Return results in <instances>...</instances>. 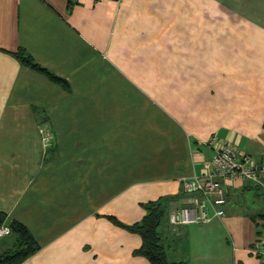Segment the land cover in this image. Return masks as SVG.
Masks as SVG:
<instances>
[{"label": "crops", "instance_id": "crops-1", "mask_svg": "<svg viewBox=\"0 0 264 264\" xmlns=\"http://www.w3.org/2000/svg\"><path fill=\"white\" fill-rule=\"evenodd\" d=\"M263 123L264 0H0V214L40 246L20 264H150L105 216L135 223L159 197L169 259L261 264L264 174L227 185L223 217L169 214L199 195L182 181L210 137L263 162Z\"/></svg>", "mask_w": 264, "mask_h": 264}, {"label": "built area", "instance_id": "built-area-1", "mask_svg": "<svg viewBox=\"0 0 264 264\" xmlns=\"http://www.w3.org/2000/svg\"><path fill=\"white\" fill-rule=\"evenodd\" d=\"M207 144L212 154L202 167L201 174L182 181L185 193H199L191 198V203L175 208L169 214L172 225L206 223L213 216L225 215L224 205L228 201L227 185L235 179L258 181L264 174V161L258 162L248 154L240 152L233 144L225 143L216 136ZM212 211V214L210 212ZM261 235L257 246L252 249L264 264V216L261 218ZM11 229L7 223L0 225V239L9 236Z\"/></svg>", "mask_w": 264, "mask_h": 264}, {"label": "trees", "instance_id": "trees-1", "mask_svg": "<svg viewBox=\"0 0 264 264\" xmlns=\"http://www.w3.org/2000/svg\"><path fill=\"white\" fill-rule=\"evenodd\" d=\"M12 54L19 63L41 73L65 90L70 89V85L66 79L38 64L25 49L19 48L16 52H12ZM169 201L170 197H159L155 200L142 203L141 206L144 208L145 213L139 221L132 224L122 223L111 215L105 217L113 224L129 232L136 233L141 237V245L134 250L135 255L145 257L150 264H182L183 262L180 260L168 258L167 251L161 240L160 229L168 210ZM4 221V215L0 214V225ZM7 224L11 229L10 235L13 237V246L8 250L0 251V264H20L35 253L40 246L24 224L15 219H11Z\"/></svg>", "mask_w": 264, "mask_h": 264}, {"label": "rangeland", "instance_id": "rangeland-1", "mask_svg": "<svg viewBox=\"0 0 264 264\" xmlns=\"http://www.w3.org/2000/svg\"><path fill=\"white\" fill-rule=\"evenodd\" d=\"M165 220V219H164ZM164 222V221H163ZM13 241V240H12Z\"/></svg>", "mask_w": 264, "mask_h": 264}]
</instances>
